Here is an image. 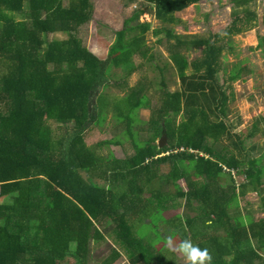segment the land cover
<instances>
[{"label": "trees", "instance_id": "16d2710c", "mask_svg": "<svg viewBox=\"0 0 264 264\" xmlns=\"http://www.w3.org/2000/svg\"><path fill=\"white\" fill-rule=\"evenodd\" d=\"M140 1L154 6L160 24L154 35L164 36L181 88L163 90L161 104L151 106L150 137L134 139L140 143L133 141L125 114L150 106V99L143 84L126 88V113L119 103L114 106L133 152L109 159L98 148L112 141L85 143L100 112L96 95L114 67L123 68L125 78L135 71L132 56L145 54L151 26L128 28L139 13L126 20L116 47L125 45L128 31L140 34L118 54L111 48L113 56L104 62L78 37L91 22V0L67 5L64 0H0V93L6 105L0 110V264H66L68 258L88 264L92 243L108 237L111 253L100 264L118 261V247L127 264H179L164 247L154 252L153 235L142 229L155 227L156 238L163 240L161 222L182 240L207 248L210 264H264V219L239 213L240 197L250 191L262 195L264 209V151L256 155L255 146L247 145L264 133V118L247 137L230 122L233 84L251 69L226 68L227 47L221 45L254 29L258 0H230L234 17L224 37L207 38L174 31L180 22L176 15L201 0ZM55 34L67 39L50 41ZM193 49L201 54L189 60L186 52ZM51 123L73 128L57 137ZM163 136L167 145L160 149ZM225 168L242 174L245 182L238 185L231 172V182H223ZM178 205L181 215L163 217Z\"/></svg>", "mask_w": 264, "mask_h": 264}, {"label": "rangeland", "instance_id": "374dc122", "mask_svg": "<svg viewBox=\"0 0 264 264\" xmlns=\"http://www.w3.org/2000/svg\"><path fill=\"white\" fill-rule=\"evenodd\" d=\"M92 18L91 22L81 27L78 31V37L93 54L102 61H108L114 48L118 54L125 50V45L133 37L140 34V30L127 32L124 38V46L116 47L117 33L124 29L126 20L135 14H140L136 22H131L128 28L136 24H149L150 31L145 38V54H135L132 56V64L136 66L135 71L128 76L125 75L123 68H113L110 72V80L104 77L103 85L99 88L96 95V103L99 106L98 118L95 124L91 126L85 134V143L89 146H95L103 141H112L111 144H102L98 148V154L103 158L124 159L132 154L133 150L129 141V135L125 128L124 118L120 117L114 104L119 103L120 109L126 113V106L123 100L126 98V88L131 86H145V94L150 99V106L141 109H135L125 114L130 119L132 127L133 141H146L150 137V125L148 124L151 117V106L158 107L161 104L162 92L167 89L171 92L180 90V81L176 68L169 58L167 42L164 36L156 37L154 32L160 29V24L155 19V9L152 4L140 0H91ZM68 4V0H64ZM259 15V20L254 29L235 35L233 38L224 39L221 43L227 47L223 58L224 65L228 69H233L235 65L248 66L251 73L245 75V78L233 84L235 99L229 104V120L235 125L236 132L244 137L252 131L253 126L260 118H264V48H259L264 43V0H258L253 6ZM234 6L230 0H201L200 2L188 7L176 16L180 20L174 27L177 35L193 37H210L220 35L224 37L226 29L233 22ZM17 20L24 19L22 14H16ZM50 41L66 40L63 34H55L49 37ZM229 43V44H228ZM264 45V44H262ZM200 50H191L186 52L189 60L199 57ZM163 81L165 86L163 85ZM122 102V103H121ZM5 100L0 93V110L5 109ZM263 126V125H261ZM55 136L59 137L65 130H71L73 125L59 126L51 123ZM135 139V140H134ZM161 138L158 139V142ZM135 141L136 143H140ZM167 145V143H166ZM165 145V146H166ZM249 147L255 146V154L259 155L264 151V133L258 132L257 136L247 141ZM166 171L167 168H164ZM223 182L229 184L233 174L225 171ZM86 176L85 173H83ZM235 178V177H234ZM103 184L102 180L95 179ZM234 180L240 185L245 182V177L240 174ZM181 187L186 190L184 181H180ZM157 186V184H156ZM172 190L173 188L170 187ZM264 195V193H263ZM147 197V196H146ZM4 199H0V203ZM183 203L179 200L177 203ZM182 207L165 210L163 217L171 219L175 215L182 214ZM239 213L242 216L251 215L255 221L264 219V209L262 208V195L257 192H248L246 196H241L239 201ZM148 222V221H146ZM139 223V222H138ZM136 223V224H138ZM101 231L106 235L104 225H100ZM145 235H153L152 248L154 252L164 247V251L175 253L179 264L185 263L183 254L176 248L182 239L176 233L171 232L169 227L164 223H159V231L164 239L156 238L155 227L142 226ZM171 238V244L167 238ZM155 238V239H154ZM108 240L94 242L90 248L88 264H100L111 253L113 242ZM251 245L257 247V241L252 240ZM122 252L121 258L114 264H127L128 258L123 249L118 247ZM171 255V254H170ZM66 264H76V260L68 258Z\"/></svg>", "mask_w": 264, "mask_h": 264}, {"label": "clouds", "instance_id": "9594fccd", "mask_svg": "<svg viewBox=\"0 0 264 264\" xmlns=\"http://www.w3.org/2000/svg\"><path fill=\"white\" fill-rule=\"evenodd\" d=\"M171 244V238H167ZM176 248L183 254L186 264H210L211 255L207 248H200L190 239H183Z\"/></svg>", "mask_w": 264, "mask_h": 264}, {"label": "water", "instance_id": "95a60500", "mask_svg": "<svg viewBox=\"0 0 264 264\" xmlns=\"http://www.w3.org/2000/svg\"><path fill=\"white\" fill-rule=\"evenodd\" d=\"M166 143H167V138H166V136H163V137L161 138V140L158 142V144H159V148H160V149L163 148V147L166 145Z\"/></svg>", "mask_w": 264, "mask_h": 264}, {"label": "built area", "instance_id": "2783aa9c", "mask_svg": "<svg viewBox=\"0 0 264 264\" xmlns=\"http://www.w3.org/2000/svg\"><path fill=\"white\" fill-rule=\"evenodd\" d=\"M181 150H184V149H181ZM225 171H228V172H231V174H233V176L236 178L237 176H238V174H237V172L236 171H231V170H229V169H224Z\"/></svg>", "mask_w": 264, "mask_h": 264}]
</instances>
